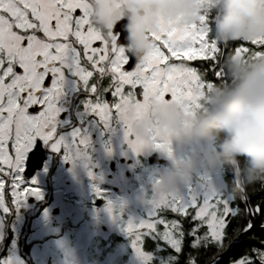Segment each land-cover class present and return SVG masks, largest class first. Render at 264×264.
Here are the masks:
<instances>
[{"label": "snow or ice", "instance_id": "snow-or-ice-1", "mask_svg": "<svg viewBox=\"0 0 264 264\" xmlns=\"http://www.w3.org/2000/svg\"><path fill=\"white\" fill-rule=\"evenodd\" d=\"M202 3L211 6V0ZM210 22L205 13L182 27L175 21L162 24L150 33L152 51L138 61L123 47L119 26L107 37L96 29L89 0H0V211L7 214L10 205L41 197L37 181L29 182L26 172L41 145L65 160L84 153L89 141L80 129L70 137L59 131V101L69 79L85 93V110L105 127L121 128L133 152L171 156L158 126L150 129L147 142L133 135L127 108L139 113L154 103L176 102L193 115L204 92L226 79V60L264 57V38L222 45L212 38ZM35 106H40L37 113H30ZM158 184L152 177L142 217L125 218L123 201L105 205L141 264H264V182L241 184L228 168L201 172L176 191L163 192ZM245 239L247 246L232 257Z\"/></svg>", "mask_w": 264, "mask_h": 264}, {"label": "clouds", "instance_id": "clouds-1", "mask_svg": "<svg viewBox=\"0 0 264 264\" xmlns=\"http://www.w3.org/2000/svg\"><path fill=\"white\" fill-rule=\"evenodd\" d=\"M96 29L108 36L118 24L127 35L123 47L138 61L153 48L150 33L168 21L178 27L211 16L210 34L219 44L264 38V0H89ZM226 79L206 90L200 108L186 115L176 102L152 104L125 118L137 139L150 140L158 126L172 155L157 174L163 192L176 191L201 172L231 168L241 184L264 182V57L225 61Z\"/></svg>", "mask_w": 264, "mask_h": 264}, {"label": "flooded vegetation", "instance_id": "flooded-vegetation-1", "mask_svg": "<svg viewBox=\"0 0 264 264\" xmlns=\"http://www.w3.org/2000/svg\"><path fill=\"white\" fill-rule=\"evenodd\" d=\"M125 22L117 25L124 43L127 34L122 31V24ZM37 35L43 37V33ZM238 43L242 42L232 45ZM50 82L49 76L46 86ZM137 98L142 100L139 94ZM106 99H112L110 94ZM85 100V93L69 79L65 95L59 101L62 109L58 117L59 131L70 137L74 130L80 129L89 143L83 154L73 155L71 160L42 145L31 155L26 165L27 179L37 181L41 197L29 196L18 206L10 205L7 214L0 211V264L5 261L11 264L15 258L18 262L24 261L27 257L31 264H37L36 255H67L74 249L81 255L101 254L98 244L115 235L104 224L109 216L106 203H120L124 193L149 191L150 179L157 176L151 175L153 170L167 163L155 150L133 156L132 149L123 141V130L115 125L105 127L95 114L85 110ZM39 107L30 109V113L36 114ZM155 154L166 162H151ZM97 188L102 191V197L97 196ZM6 189H10L8 183ZM6 199L10 202V191ZM80 213L87 228L82 222H75Z\"/></svg>", "mask_w": 264, "mask_h": 264}, {"label": "rangeland", "instance_id": "rangeland-1", "mask_svg": "<svg viewBox=\"0 0 264 264\" xmlns=\"http://www.w3.org/2000/svg\"><path fill=\"white\" fill-rule=\"evenodd\" d=\"M198 47V45H197ZM194 61H198L199 60H193V61H185V63H189L192 64V62ZM125 140V138L123 139V141ZM153 150L150 149H145L143 152L141 153H135L132 152L133 156H137L138 154H149L151 153ZM164 158H166L165 155L161 154ZM164 166L156 168L153 170V174L151 175H157L158 172L160 170H162ZM219 170H223L226 172V168H222ZM151 181V179H150ZM147 192V190L144 191H139V192H129V193H124L120 202L123 201L126 204V207L124 208V212L123 215L125 218L127 217H142L145 214L146 208L145 205L143 203V196L144 194ZM79 212H82V210H80ZM82 213H80L76 219L75 222H82L84 224L85 220L83 221V216L81 215ZM106 226H108L110 228V230H112L113 234H117L125 239H129V236L127 233H125L124 231H122L120 223L116 220H114L112 218V216L109 214L108 218L106 219L105 223ZM88 224L86 223V225L84 224V228H87ZM105 237L107 238L108 235L106 234ZM94 249H98L96 246L94 247ZM75 249L72 252H69V254L67 255H36L34 256V258H36L35 260L38 261L37 264H106V263H100L96 260H91L90 257H94L92 255L88 256V255H81V254H76ZM127 251V249L125 248V246H122L119 248V250L117 251V254H122L125 253ZM132 252H133V258L128 261L127 263L124 264H141L140 259L136 256L133 248H132ZM109 264H113L112 260L109 261ZM11 264H31V262L29 261L28 257L25 258L24 261H17V259H13Z\"/></svg>", "mask_w": 264, "mask_h": 264}, {"label": "trees", "instance_id": "trees-1", "mask_svg": "<svg viewBox=\"0 0 264 264\" xmlns=\"http://www.w3.org/2000/svg\"><path fill=\"white\" fill-rule=\"evenodd\" d=\"M200 62L196 61L192 63V65L198 66ZM215 79V78H212ZM228 168H226L227 171ZM168 219L175 218V214H169ZM159 230H163V225H158ZM154 243V242H153ZM162 246H163V242ZM247 240L241 242L240 245H237L236 248L232 250V257L238 255L239 251H242L245 246H247ZM99 248L102 250V253L99 255H92L94 257H90L91 260H96L100 263L109 264L110 260H112L113 264H124L130 261L133 258L131 241L129 239H125L117 234H115L110 240L101 242L98 244ZM125 246L127 251L122 254H117V251L120 247ZM147 250V249H146ZM231 258V257H230Z\"/></svg>", "mask_w": 264, "mask_h": 264}, {"label": "water", "instance_id": "water-1", "mask_svg": "<svg viewBox=\"0 0 264 264\" xmlns=\"http://www.w3.org/2000/svg\"><path fill=\"white\" fill-rule=\"evenodd\" d=\"M155 161H161L162 163L166 162V160L165 159H161L158 154L153 155L152 158H151V162H155Z\"/></svg>", "mask_w": 264, "mask_h": 264}]
</instances>
